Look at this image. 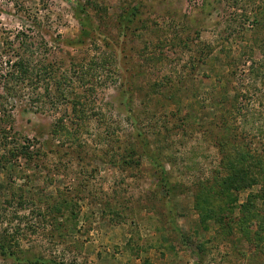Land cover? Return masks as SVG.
I'll return each mask as SVG.
<instances>
[{
  "label": "rangeland",
  "instance_id": "rangeland-1",
  "mask_svg": "<svg viewBox=\"0 0 264 264\" xmlns=\"http://www.w3.org/2000/svg\"><path fill=\"white\" fill-rule=\"evenodd\" d=\"M0 245V264H264V0H0Z\"/></svg>",
  "mask_w": 264,
  "mask_h": 264
},
{
  "label": "trees",
  "instance_id": "trees-1",
  "mask_svg": "<svg viewBox=\"0 0 264 264\" xmlns=\"http://www.w3.org/2000/svg\"><path fill=\"white\" fill-rule=\"evenodd\" d=\"M20 152L26 159H31L32 155L31 152L27 151V145L26 146H20ZM249 165L243 164L240 169L237 171L235 169V166L231 165L228 173L224 178H222L219 182V192L217 193L219 198V202L226 203L227 206L236 205V192L240 191L241 189H244L246 187H250L254 179L252 178V174L250 170ZM200 195H203L200 194ZM204 199V200H203ZM210 200L208 199V196H196V201H195V207L198 210L201 220L205 219H214L218 223H223L224 216L222 214V209L221 206L217 207L215 202L213 204L209 203ZM246 208L248 211V207L246 205ZM3 245H0V249H2Z\"/></svg>",
  "mask_w": 264,
  "mask_h": 264
}]
</instances>
